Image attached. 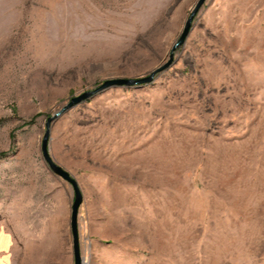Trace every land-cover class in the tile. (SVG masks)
Returning <instances> with one entry per match:
<instances>
[{
	"label": "rangeland",
	"instance_id": "rangeland-1",
	"mask_svg": "<svg viewBox=\"0 0 264 264\" xmlns=\"http://www.w3.org/2000/svg\"><path fill=\"white\" fill-rule=\"evenodd\" d=\"M197 0H0V230L75 264L48 118L164 63ZM85 264H264V0H206L173 64L51 125ZM3 154V155H1Z\"/></svg>",
	"mask_w": 264,
	"mask_h": 264
},
{
	"label": "water",
	"instance_id": "water-1",
	"mask_svg": "<svg viewBox=\"0 0 264 264\" xmlns=\"http://www.w3.org/2000/svg\"><path fill=\"white\" fill-rule=\"evenodd\" d=\"M206 0H197L195 6L191 10L187 20L185 21L184 27L182 32L180 33L179 38L177 41L171 46L167 60L162 63L161 65L154 68L150 73L147 75L140 77V78H117V79H109L106 80L102 85L97 87L94 90L83 92L80 95L74 96L70 102L62 107L55 115L48 118L46 124V132L44 138L42 140V154L44 161L49 168V170L56 176L64 179L68 183H70L75 192V199L72 205V213H71V229L73 235V253H74V260L75 264H85L84 259L81 255V247H80V236H79V226H78V217H79V210L83 203V196L79 189L78 183L75 178L66 171L63 167L58 165L52 158L50 154V134H51V125L52 123L59 117H61L65 112L69 111L73 107L89 100L99 92H102L106 89L112 87H132V86H141L145 84L151 83L157 74L167 70L174 62V53L175 51L180 48L184 43L186 38L189 35L192 21L197 14L200 7Z\"/></svg>",
	"mask_w": 264,
	"mask_h": 264
},
{
	"label": "crops",
	"instance_id": "crops-1",
	"mask_svg": "<svg viewBox=\"0 0 264 264\" xmlns=\"http://www.w3.org/2000/svg\"><path fill=\"white\" fill-rule=\"evenodd\" d=\"M17 254L15 234L0 230V264H18Z\"/></svg>",
	"mask_w": 264,
	"mask_h": 264
},
{
	"label": "trees",
	"instance_id": "trees-1",
	"mask_svg": "<svg viewBox=\"0 0 264 264\" xmlns=\"http://www.w3.org/2000/svg\"><path fill=\"white\" fill-rule=\"evenodd\" d=\"M1 155H3V154H1Z\"/></svg>",
	"mask_w": 264,
	"mask_h": 264
}]
</instances>
